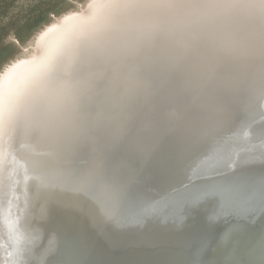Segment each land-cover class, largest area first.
I'll return each instance as SVG.
<instances>
[{
  "label": "water",
  "instance_id": "1",
  "mask_svg": "<svg viewBox=\"0 0 264 264\" xmlns=\"http://www.w3.org/2000/svg\"><path fill=\"white\" fill-rule=\"evenodd\" d=\"M155 63L150 67L154 72L124 75L118 86L103 80L99 94L80 98L76 110L88 122L86 129L76 128L67 116L62 129L51 134L53 146L31 138L30 148L38 150L31 156L38 167L32 175L34 190L16 201L58 213L43 211L44 224L51 228L40 238H25L27 258L15 264H264V162L261 168L254 165L256 150L264 151V88L258 87L255 97L249 93L253 78L260 80L261 74L245 71L247 81L235 83L221 107L209 114L195 105L197 96L183 87L181 73ZM18 64L20 59L12 61L10 70ZM223 181L228 182L218 188L224 192L246 183L258 188L192 205L186 217L157 236L139 241L150 227L142 229L135 237L139 244L118 245L129 235L118 223L103 228L97 221L86 222L94 215L87 206L100 199L155 189L134 198L153 199ZM174 197L152 201L150 207ZM9 199L4 197L0 206ZM190 199L183 210L193 203ZM26 218L23 228L33 217Z\"/></svg>",
  "mask_w": 264,
  "mask_h": 264
},
{
  "label": "bare ground",
  "instance_id": "2",
  "mask_svg": "<svg viewBox=\"0 0 264 264\" xmlns=\"http://www.w3.org/2000/svg\"><path fill=\"white\" fill-rule=\"evenodd\" d=\"M90 1L87 8L85 5L68 11L48 24L36 37L30 53L13 60L20 59V64L10 70V62L0 73V203L4 197L10 198L0 206V264L26 259L23 251L28 241L25 238L45 235L44 231L51 227L44 224L47 218H42L46 216L44 212L58 213L45 205L16 201L34 190L32 175L38 167L31 156L38 154V150L30 148L31 138L37 137L53 146L51 134L55 129H62L67 116L76 128L86 129L88 122L77 112V103L80 98L99 94L101 81L108 79L118 86L119 78L124 75L134 74L138 78L145 69L154 72L150 67L157 61L159 68L181 73L183 87L197 96L195 105L209 114V110L217 111L221 107L224 95L233 90L235 83L247 81L245 71L249 68L262 76L260 80L253 78L249 93L255 97L257 88H264V9L116 7L165 3L223 5L235 0ZM246 2L258 5L260 0ZM256 152L259 159L254 165L261 168L259 163L264 162V151ZM261 174L264 176V172ZM226 182L175 189L153 199L134 198L149 195L155 189L100 199L87 206L86 211L94 215L86 222H98L103 228L118 223V228L129 229V235L121 237L118 245L139 244L148 239L147 235L157 236L174 227L186 217L192 205L212 204L229 195L258 188L256 183H246L242 188L224 192L218 187ZM172 194L175 197L159 207H150L152 201ZM192 197L193 203L183 210ZM147 207L150 208L145 210ZM33 209L40 217L37 213L28 214ZM164 214L163 219L157 218ZM26 216L33 218L30 226L26 224L23 228L21 221L28 222ZM121 217L122 220H115ZM140 218L143 222L137 224ZM15 219L19 223L16 228ZM148 227L137 241L138 232ZM136 248L135 245L133 249Z\"/></svg>",
  "mask_w": 264,
  "mask_h": 264
},
{
  "label": "rangeland",
  "instance_id": "3",
  "mask_svg": "<svg viewBox=\"0 0 264 264\" xmlns=\"http://www.w3.org/2000/svg\"><path fill=\"white\" fill-rule=\"evenodd\" d=\"M90 0H0V73L30 47L46 26Z\"/></svg>",
  "mask_w": 264,
  "mask_h": 264
},
{
  "label": "clouds",
  "instance_id": "4",
  "mask_svg": "<svg viewBox=\"0 0 264 264\" xmlns=\"http://www.w3.org/2000/svg\"><path fill=\"white\" fill-rule=\"evenodd\" d=\"M116 7L123 8H134V7H142V8H168V9H199V8H217V7H227L233 8L237 10H247L253 7H259L264 9V0H260L258 5H254L252 3L246 2V0H235V2L228 4H214V3H204V4H173V3H165V4H143V5H117Z\"/></svg>",
  "mask_w": 264,
  "mask_h": 264
}]
</instances>
